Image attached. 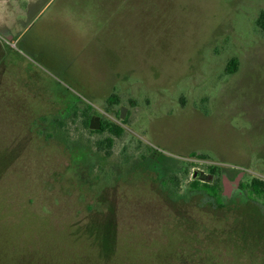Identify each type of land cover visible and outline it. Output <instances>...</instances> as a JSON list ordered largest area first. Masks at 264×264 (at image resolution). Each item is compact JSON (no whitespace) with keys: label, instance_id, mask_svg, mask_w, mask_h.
I'll return each mask as SVG.
<instances>
[{"label":"rangeland","instance_id":"obj_1","mask_svg":"<svg viewBox=\"0 0 264 264\" xmlns=\"http://www.w3.org/2000/svg\"><path fill=\"white\" fill-rule=\"evenodd\" d=\"M263 10L0 0V264H169L200 234L219 251L184 264H264V205L240 189L264 180ZM95 118L123 128L109 156ZM211 166L223 206L188 189Z\"/></svg>","mask_w":264,"mask_h":264},{"label":"trees","instance_id":"obj_2","mask_svg":"<svg viewBox=\"0 0 264 264\" xmlns=\"http://www.w3.org/2000/svg\"><path fill=\"white\" fill-rule=\"evenodd\" d=\"M256 24L260 28L261 32L264 34V10L261 11L259 16L257 17ZM230 66H232V70L231 71L227 70V72L229 73L235 72V70L237 69V61L235 59L231 60L228 64V68ZM108 102L111 104L118 103V99L116 95H111L108 99ZM125 121L126 119L123 120V123H125ZM86 127L89 128V121L86 122ZM90 131L94 133H102V134L106 133L108 135L102 140L97 142V149L99 151H102L104 149L105 154L107 156L110 155L109 149L112 148L115 138H119L123 134V128L121 126L113 122H109L105 120H101V122L99 123L98 130H90ZM209 170H210V174L213 177L211 180H207L206 182H201L200 180L195 179L188 184L189 186L188 189L190 190L191 193H200V194L205 195L209 199V201H211L214 205L223 206L224 205L223 203L224 195H223L221 178L217 174L216 167L211 166ZM159 183L162 185V187H171L172 192L175 195H177L180 180L176 173L169 175L167 178H162ZM240 189L248 196V198H251L252 200L260 199L262 205H264V180L263 179L252 178L244 186L240 185ZM30 198H32V196ZM167 217L170 218L169 215ZM181 220L182 218L180 220L171 218L170 219L171 222H169V224L170 225L174 224L176 227H178V225L185 227V224L187 225V223H191L186 220H183V221ZM172 221L174 223H172ZM163 225H165V222L163 223ZM196 229H198V227H196ZM177 230L179 229L174 228V230L171 231L172 232L171 237H174L177 235L178 233ZM195 239H196L195 240L196 242H193L185 247L172 244L173 245V250H172L173 257L170 259L169 264H184V262L187 263L190 261L189 257H191L192 263L197 262L196 260H193L192 257H198L199 254L201 253L200 251L202 247H204V250L208 251V253L210 254L213 253V255L217 251H219L217 248L213 249L211 246L207 245L204 241H200L202 240L201 234ZM181 255H184V256L180 257Z\"/></svg>","mask_w":264,"mask_h":264},{"label":"water","instance_id":"obj_3","mask_svg":"<svg viewBox=\"0 0 264 264\" xmlns=\"http://www.w3.org/2000/svg\"><path fill=\"white\" fill-rule=\"evenodd\" d=\"M125 115V108H122L120 111V119L123 120ZM90 130H98L99 129V119L95 118L93 121L89 124Z\"/></svg>","mask_w":264,"mask_h":264}]
</instances>
